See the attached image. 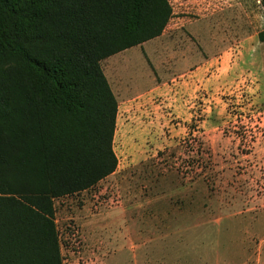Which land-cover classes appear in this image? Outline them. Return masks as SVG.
I'll return each instance as SVG.
<instances>
[{
	"label": "rangeland",
	"instance_id": "1",
	"mask_svg": "<svg viewBox=\"0 0 264 264\" xmlns=\"http://www.w3.org/2000/svg\"><path fill=\"white\" fill-rule=\"evenodd\" d=\"M169 2L162 35L102 60L118 166L54 200L64 264H264V7Z\"/></svg>",
	"mask_w": 264,
	"mask_h": 264
},
{
	"label": "trees",
	"instance_id": "2",
	"mask_svg": "<svg viewBox=\"0 0 264 264\" xmlns=\"http://www.w3.org/2000/svg\"><path fill=\"white\" fill-rule=\"evenodd\" d=\"M172 13L169 0H0V264H64L54 200L118 166L102 60Z\"/></svg>",
	"mask_w": 264,
	"mask_h": 264
},
{
	"label": "crops",
	"instance_id": "3",
	"mask_svg": "<svg viewBox=\"0 0 264 264\" xmlns=\"http://www.w3.org/2000/svg\"><path fill=\"white\" fill-rule=\"evenodd\" d=\"M191 70L193 71V69H192V68L190 69V71H191Z\"/></svg>",
	"mask_w": 264,
	"mask_h": 264
}]
</instances>
